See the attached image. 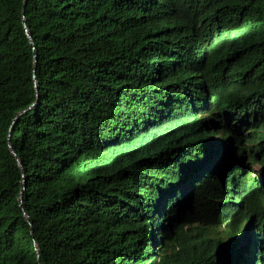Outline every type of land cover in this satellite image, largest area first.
Masks as SVG:
<instances>
[{
  "label": "trees",
  "instance_id": "trees-1",
  "mask_svg": "<svg viewBox=\"0 0 264 264\" xmlns=\"http://www.w3.org/2000/svg\"><path fill=\"white\" fill-rule=\"evenodd\" d=\"M262 248L264 0H0V264Z\"/></svg>",
  "mask_w": 264,
  "mask_h": 264
},
{
  "label": "snow or ice",
  "instance_id": "snow-or-ice-1",
  "mask_svg": "<svg viewBox=\"0 0 264 264\" xmlns=\"http://www.w3.org/2000/svg\"><path fill=\"white\" fill-rule=\"evenodd\" d=\"M252 227V225H249L248 228L245 229V235L248 234L249 229ZM261 253H264V248L258 250ZM252 264H256V258H253ZM260 264H264V257L260 259Z\"/></svg>",
  "mask_w": 264,
  "mask_h": 264
},
{
  "label": "rangeland",
  "instance_id": "rangeland-1",
  "mask_svg": "<svg viewBox=\"0 0 264 264\" xmlns=\"http://www.w3.org/2000/svg\"><path fill=\"white\" fill-rule=\"evenodd\" d=\"M258 170V167L257 166H255V167H253L252 168V171L254 172V171H257ZM248 234L244 237V239H243V243H241L240 245L242 246V247H244L245 245H247V243H248Z\"/></svg>",
  "mask_w": 264,
  "mask_h": 264
}]
</instances>
